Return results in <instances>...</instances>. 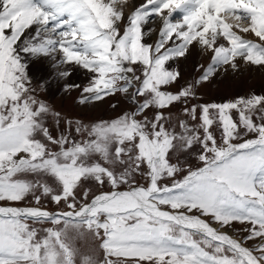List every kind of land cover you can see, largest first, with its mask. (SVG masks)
<instances>
[{
    "label": "snow or ice",
    "instance_id": "6c2138e0",
    "mask_svg": "<svg viewBox=\"0 0 264 264\" xmlns=\"http://www.w3.org/2000/svg\"><path fill=\"white\" fill-rule=\"evenodd\" d=\"M127 3L0 0V264H75L74 240L85 229L101 241L103 264H264V243L244 246L246 240H264V95L185 106L193 120L199 112L200 124L181 120L180 132L166 126L163 111L174 103L187 105L197 86L221 69L237 70L240 60L264 67V0H143L126 15ZM176 11L182 18L173 21ZM156 18L159 29L148 28ZM153 31L158 38L144 42ZM194 43L211 53V62L198 66L203 71L193 83L168 91L181 76L168 62L185 57ZM26 56L50 57L60 78L73 67L90 72L80 103L134 88L136 110L90 127L77 121L76 131H86L87 140L54 137L45 126L50 109L30 87ZM148 108L157 109L154 117L137 119ZM53 115L58 122L59 113ZM214 124L219 142L210 130ZM241 129L254 138L243 139ZM194 144L201 148V166L175 179L182 169L170 162V152H187ZM25 174L50 177L57 188L17 178ZM136 174L147 184H137ZM165 178L172 182L161 184ZM86 180L111 190L78 206L76 191ZM29 195L37 205L41 196H50L69 210L14 206ZM88 196L86 189L83 200ZM28 220L63 227L44 229L41 236ZM233 223L250 225L242 240L222 231ZM81 264L99 262L84 256Z\"/></svg>",
    "mask_w": 264,
    "mask_h": 264
},
{
    "label": "rangeland",
    "instance_id": "374dc122",
    "mask_svg": "<svg viewBox=\"0 0 264 264\" xmlns=\"http://www.w3.org/2000/svg\"><path fill=\"white\" fill-rule=\"evenodd\" d=\"M131 11H129V14ZM157 19V18H156ZM154 20L150 23H153ZM145 42V41H144ZM177 60V61H176ZM175 62H168L167 67L169 69H177L181 73V76L177 83L168 87V91L177 92L182 87L186 86L189 83H193L201 74L203 69L198 70L199 65L192 66H181L180 61L176 59ZM46 64L49 62L54 63V61L48 57L45 59ZM28 64V63H27ZM204 65L205 64H200ZM206 67V66H205ZM255 68L261 69L264 72V67L258 65H244L239 67L237 70L232 71V78L227 76H218L217 73L209 81L204 82L197 86L195 98L189 99L187 105L184 103H174L170 107L164 109V116L166 119V126L171 130L175 129L176 132H180L179 122L184 120L188 123L189 126H198L200 124L199 112L197 113V119L193 120L190 116L185 115L183 109L185 106L190 107L191 105L206 104V103H222L230 100H234L237 97H248L252 94L264 95V73L258 74L255 71ZM28 74L31 77L30 87L34 89L35 97L43 101L50 109V113L45 117V126L48 127L49 131L54 137H59L61 134L68 136L69 140L72 141H83L87 140L88 134L83 129L80 132L76 131L77 121L81 125L91 126L92 124L98 123L100 121H111L116 117L127 113H132L136 110V103L132 101V93L134 88H129L128 93L118 91L114 94H111L105 97L102 101H90L88 103H80V98L82 94V89L87 86L92 78V74H87L85 77L80 78L79 80L66 81L62 83V88L58 91H53L48 86V81L42 75V77L37 75L28 64ZM137 71V75H139ZM123 85V82H120ZM65 85H79L77 88H70L65 90ZM138 86V85H137ZM137 102L142 103L144 97H137ZM115 105V107H113ZM157 109L148 108L146 109L137 119H143L145 116L151 120ZM53 113H59V121L57 122V117ZM234 120L239 122L238 114L233 111L231 113ZM254 119H256L254 117ZM68 121H71V126L69 127ZM257 123L261 121L257 120ZM212 133L217 138L219 142L221 139V131L217 124H214L211 129ZM241 136L243 139H252L254 138V133H244V130L241 129ZM40 138V137H37ZM236 143L241 142L240 140L234 141ZM54 151H58V146L49 145ZM201 151L199 144H194L193 147L185 152L179 150V148L173 150L169 154L170 162L173 164H179L182 169L176 174L175 179H182L184 175L187 174V169L189 167L196 168L201 166L200 162L196 158L199 152ZM92 160H99V156H93ZM125 159H127L125 157ZM102 162V161H101ZM109 166V165H105ZM123 166L117 165L116 170L121 171ZM141 171H146V169H141ZM17 178L24 180H41L47 182L54 189L57 188V185L54 183L52 178L47 176H34L31 174L20 175ZM134 179L137 184L146 185L147 179L144 176L136 174ZM172 178H165L161 181V184H170ZM127 186H122L120 190H125ZM89 190L88 201L83 200V193L85 190ZM110 186L105 183L103 186L98 185L93 180H86L81 183L80 187L76 191V197L78 206L82 202H90L93 196L99 194L103 191H110ZM36 195H40V191L37 190ZM3 203V202H0ZM15 205L20 206H39L43 209H46L50 212L54 210H65L68 209L67 205L61 202L59 205L54 203L51 200L50 196H41L40 204L37 205L34 201V197L29 195L25 200L17 202ZM203 219L209 220L213 226L219 227L217 224L211 221L210 217H202ZM31 227L37 228L40 230V235L43 236L44 229L53 228V227H63V225H53L51 222L43 223H34L32 220L27 221ZM248 224L233 223L229 229H231V235L238 239L242 240L244 236L247 235V232L244 229L249 228ZM199 239V237H195ZM101 241L97 238H94L93 235L84 230V235L80 238L74 240V247L77 249V255L75 257V264H81L82 258L84 256H92L99 264H103L105 259V254L103 249L100 247ZM264 243V240L259 238L246 240L244 241V246L254 249L258 245ZM111 259H116L111 257Z\"/></svg>",
    "mask_w": 264,
    "mask_h": 264
},
{
    "label": "bare ground",
    "instance_id": "6f19581e",
    "mask_svg": "<svg viewBox=\"0 0 264 264\" xmlns=\"http://www.w3.org/2000/svg\"><path fill=\"white\" fill-rule=\"evenodd\" d=\"M143 0H128L127 5L124 7V11L125 14H129V11H132L134 9V7L138 6L140 3H142ZM182 18V13H180L179 11H176L175 13H173V21L181 19ZM161 26V22L159 20V18L155 19L153 23H149L147 25L148 28H152V29H156L158 30L159 27ZM35 33V27L26 30V36L27 37H31L32 35H34ZM246 35V38L248 39H255L254 36L252 35ZM158 38V31H153L151 33V35L147 36L145 38V42L146 43H153L156 39ZM223 42V41H221ZM48 57L45 56H38V57H32V56H26L25 60L26 62L29 64V66L31 67V69L37 74L43 78L45 77L46 80L48 81V86L51 90L53 91H58L62 88V83L70 80V81H74V80H79L80 78L85 77V75L90 74V72L80 68V67H73L71 69V75L67 78H60L58 76L55 75L57 69H54L52 67V62H49L46 64L45 59ZM180 61L181 66L187 65V66H192V65H200V64H205V66H207L210 62H211V53L207 52V51H203L201 49V47L197 44H193L190 47V51L188 52V54L183 57V58H179L178 59ZM177 61V60H176ZM171 62H175V60L170 61ZM239 63V67H242L244 65H248L245 64L242 60L238 61ZM232 69L229 67L227 68V70H219L217 72V75L220 76H227L229 78H232ZM255 71L258 74H262L264 73L261 69L255 68ZM262 73H261V72ZM213 227H217V226H213ZM222 231H227L229 235H231V229L226 228V229H222ZM232 236V235H231ZM246 247V246H245Z\"/></svg>",
    "mask_w": 264,
    "mask_h": 264
},
{
    "label": "clouds",
    "instance_id": "9594fccd",
    "mask_svg": "<svg viewBox=\"0 0 264 264\" xmlns=\"http://www.w3.org/2000/svg\"><path fill=\"white\" fill-rule=\"evenodd\" d=\"M234 22V21H233Z\"/></svg>",
    "mask_w": 264,
    "mask_h": 264
}]
</instances>
